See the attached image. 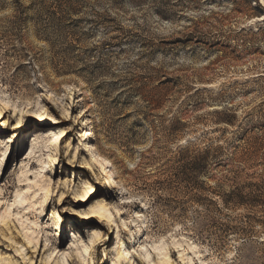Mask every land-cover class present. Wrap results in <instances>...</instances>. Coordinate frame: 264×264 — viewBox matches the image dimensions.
Returning a JSON list of instances; mask_svg holds the SVG:
<instances>
[{
  "label": "rangeland",
  "instance_id": "rangeland-1",
  "mask_svg": "<svg viewBox=\"0 0 264 264\" xmlns=\"http://www.w3.org/2000/svg\"><path fill=\"white\" fill-rule=\"evenodd\" d=\"M0 98V264H264V231L219 197L264 152V0H0ZM50 133L42 207L24 192ZM97 202L119 234L84 219Z\"/></svg>",
  "mask_w": 264,
  "mask_h": 264
},
{
  "label": "bare ground",
  "instance_id": "bare-ground-1",
  "mask_svg": "<svg viewBox=\"0 0 264 264\" xmlns=\"http://www.w3.org/2000/svg\"><path fill=\"white\" fill-rule=\"evenodd\" d=\"M6 107H7V102L6 100L4 99H1L0 98V119H2V116L1 114L3 112H5L6 110ZM81 113H80V116L82 118V121L85 120V122L83 123V126L85 127H89V129L85 130L84 132V135L81 137L82 139H91L90 141L88 140L87 142H85V149L87 153V157H89L91 160H90V164L92 168H97L99 169V172H100V177L102 179H105V189L107 191H113L116 190V187H117V182L115 180V178L113 177L110 169H109V166L107 165V162L102 159L98 153L96 152V148L94 147V145H92V139L94 138V133H93V130L91 129L90 126H88V123L89 121L87 120V118L85 117V114H86V110L85 109H81ZM40 118V117H39ZM63 134L62 133H50L48 136H47V141L45 142V148H46V153H48V155L46 156V158H41L39 160H37V162L39 163V171L37 172V175L35 176V178L38 179V181L34 182L33 183V186H29L26 190H25V194H31L33 192V198H37V199H41V201L39 202V204L44 207L45 206V202L48 200V198L50 197L51 195V190L50 189V182L48 183L46 181V177H44V173H49L51 172V168H50V162L51 163H56V154L55 152L58 150V147L60 146V143L62 141V136ZM36 137V136H35ZM79 158L78 154L74 153L73 154V158L71 159V161H77ZM4 158H1L0 159V166H2V164L4 163ZM86 163V162H85ZM88 165V164H87ZM88 165V166H89ZM86 167V168H90V167ZM44 178V179H43ZM79 179L81 182H83V187L86 189V190H83V193H81V198L83 199V201H87L88 200V197L86 194L90 195L91 194V188L93 187V183L87 179L85 176H79ZM37 188V189H35ZM89 188V191H87ZM34 190V191H32ZM79 194V193H78ZM21 196V193L18 192L17 194V198H20ZM26 200H28V197L27 199L23 198L21 199L20 203H24ZM104 211H105V208L103 205H100L98 202L96 203L95 206H93L90 210L89 213L85 214V217L84 219H92V218H105L107 220V223H109V226L111 227L110 229H112V233L116 232V235L119 234V231H118V226L113 223V219L110 215H104ZM104 221V220H103ZM106 222V221H105ZM100 233H98V236H99ZM93 240H91V243L93 244ZM95 243V242H94ZM56 251V249H53L52 251V255H53V252ZM124 255V254H122ZM121 255V256H122Z\"/></svg>",
  "mask_w": 264,
  "mask_h": 264
},
{
  "label": "trees",
  "instance_id": "trees-1",
  "mask_svg": "<svg viewBox=\"0 0 264 264\" xmlns=\"http://www.w3.org/2000/svg\"><path fill=\"white\" fill-rule=\"evenodd\" d=\"M208 154L209 151H205L197 158L199 168L195 162L192 164V175L206 173ZM258 157L259 161H256ZM241 163V171L234 172V188L219 197L223 206L247 212L243 218L264 231V152L262 149L246 152Z\"/></svg>",
  "mask_w": 264,
  "mask_h": 264
},
{
  "label": "snow or ice",
  "instance_id": "snow-or-ice-1",
  "mask_svg": "<svg viewBox=\"0 0 264 264\" xmlns=\"http://www.w3.org/2000/svg\"><path fill=\"white\" fill-rule=\"evenodd\" d=\"M87 195V194H86Z\"/></svg>",
  "mask_w": 264,
  "mask_h": 264
}]
</instances>
